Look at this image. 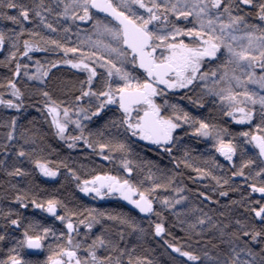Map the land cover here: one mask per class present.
Instances as JSON below:
<instances>
[{"label":"snow or ice","instance_id":"1","mask_svg":"<svg viewBox=\"0 0 264 264\" xmlns=\"http://www.w3.org/2000/svg\"><path fill=\"white\" fill-rule=\"evenodd\" d=\"M0 22L6 25L0 28V67L6 73L0 76V106L17 113L0 118V197L10 201L0 207V242L11 244L0 264H157L150 258L153 249L143 246L149 237L186 258L183 264H264V203L251 199L260 193L264 200V0H0ZM40 52L60 58H34ZM58 66L85 77L61 81L64 100L53 86ZM175 90H184L183 99L194 108H208L209 115L219 108L231 121L255 130L233 134L193 115L165 99ZM33 97L39 98L38 111L52 134L68 149L83 146L108 163L119 157L117 171L124 175L97 171L82 180L69 158L49 160L44 137L19 123L26 103L34 106ZM98 121L103 122L89 127ZM70 126L77 134L69 133ZM185 126L192 136L211 140L230 167L215 157L197 166L190 150L173 157L181 139L176 132ZM133 138L167 154L176 171L166 174L152 161L130 159ZM244 145H252L251 154ZM181 165L196 173L190 179L215 182L211 193H194L201 202L219 205L213 194L227 198L238 192L241 186L233 188V178H243L250 192L219 205L220 211L188 206ZM61 168L81 193L118 195L132 211L78 209L54 195L45 197L34 173L54 178ZM216 169L225 174L216 175ZM29 207L54 217L65 230L57 235L25 216ZM234 207L244 212L236 215ZM165 212L183 236L173 235ZM49 237L56 243H48ZM42 250L49 253L44 259L26 258Z\"/></svg>","mask_w":264,"mask_h":264},{"label":"trees","instance_id":"2","mask_svg":"<svg viewBox=\"0 0 264 264\" xmlns=\"http://www.w3.org/2000/svg\"><path fill=\"white\" fill-rule=\"evenodd\" d=\"M102 15V14H101ZM4 22H0V28L5 27ZM10 26V25H7ZM80 27L82 29L90 28L89 25L81 24ZM76 28L72 27V41L75 42L77 39L76 35ZM45 35L49 33L44 31ZM48 56L50 59H57L60 58L58 54H46L43 52L35 53L34 58L44 59L45 56ZM2 58V57H0ZM23 60V58H21ZM142 71L136 73V75H140ZM5 70L3 67H0V76L5 75ZM84 75H77L75 70H71L68 66H58L57 69L54 70V74L52 77L53 86L57 89L56 96L64 100L67 97L63 94L60 90L61 81H75L78 79H84ZM78 87V85H77ZM3 91V89H0ZM79 94V93H77ZM187 95H194L193 92L187 93ZM185 96V92L183 91H171L165 97V99H169L172 103H179L185 107L186 110L191 111L193 115L197 116H204L208 117L211 122L223 125L227 127L229 131L233 134H238L244 131H254V125L248 124H237L234 121H231L229 117H226L221 114L219 108H214L209 115L208 108L204 109H196L194 106L189 104L187 99H183ZM162 100L158 99L157 103H161ZM32 105L29 106L28 103L25 105V109L22 113L19 114V123L23 125L25 128L30 130H38L39 134L44 137V143L42 146L46 148V154L50 153L47 158L51 161L59 162V160L64 158H69L70 165L73 166L76 170L80 178L83 179H90L92 175H95L97 171H110L112 175H124L121 171L118 173V161L119 157L116 158V162L108 163L104 162L101 157L96 156L91 153V150L85 151L83 146H78L75 149H68L66 144L56 138L53 134L51 129L49 128V124L45 120V114L38 111L41 107L39 104V98L33 97L31 101ZM86 103V102H85ZM211 107V105H210ZM113 112L116 111L115 107L112 109ZM226 111V109H225ZM12 115H17L15 110L11 109H4L3 106H0V118L10 117ZM32 121L33 123H29ZM103 121H98L96 123L90 124V128H95L98 124L102 123ZM4 132V129L0 127V134ZM185 132H188L189 135H185ZM191 130L187 129L185 126L182 130H178L176 135L180 136L181 139L176 142V146L173 149L172 156L181 158L183 156V152L185 150H190V155L193 158L197 159V166L204 167L202 161L208 157H215V159L225 166V169L229 168L230 166L225 161V159L220 156L219 153L215 152V150L210 146L212 144L211 140H207L206 138H196L190 134ZM135 140L132 143V156L130 159H144L147 161H152L155 165H157L162 171H165L166 174H172V172L176 171L174 165L170 162V158L167 154L163 153L162 151L158 150L156 146L149 145L143 141ZM236 143H243L241 137H236ZM245 148L251 154L252 145H244ZM235 161L239 163V153L235 158ZM225 169H216L215 174L223 176L225 174ZM155 171V168L153 169ZM180 172H182V182L184 186L189 189V192H185L184 195L188 196L189 198V205L194 208H203L205 211H208L209 208L217 209L218 211L224 210L219 207V205L228 204L229 200H238L240 195H243L246 192H250V189L244 187V180L243 178H233V188L236 185H240V189L238 192L230 193L227 198L219 197L218 193L213 194V198L219 200V205L216 203H209V202H201V199H198L194 193L199 191H207L211 193L212 186L214 185V181H211L208 178L203 179H190L189 177H196V173L192 169H185L183 165H181ZM247 171V170H246ZM61 174L58 177L49 178L40 175L38 172L34 173L32 177L33 181L40 186L41 189H46V192L43 195L46 197L48 195H54L58 199L64 201L69 207H76V208H95L99 210H108V211H124V212H131L132 206L129 205L123 199H114V200H103L97 201L91 198H88L83 193H81L75 186V181L70 179H65V172L66 170L61 168ZM230 175V172L228 173ZM4 179L3 174H0V180ZM207 186V188L205 187ZM168 192H160L157 195H169ZM174 195V193H172ZM251 199L253 201H260L264 203V200H261V195L259 194H252ZM10 201L3 199L0 197V207H3L5 204H8ZM233 212L236 215H240L244 212L242 208L234 207ZM133 214H136L133 212ZM211 215V213H209ZM24 215L28 217H34L35 219L39 220L45 226H51L54 230L57 231V235L59 231L65 230L63 224L59 221H56L54 217L49 216L47 213H43L39 210L32 209L29 207L27 210H24ZM139 218V216L137 217ZM165 218L167 220V224L171 226V231L173 232L174 236L181 237L183 236V232L180 229V226L176 223L175 218L172 216L170 212H165ZM147 224V220L144 221ZM4 220L0 218V232L3 231ZM99 230L98 228L96 229ZM12 236L17 238L20 237V232L18 230L9 229ZM82 230V234L83 235ZM168 239V237H165ZM48 243L55 244L56 241L54 238L49 237ZM11 244L8 241L0 242V259L5 258V250L6 248L10 247ZM144 247H150L153 251L150 254V258L157 261V264H183L186 258L180 257L178 254L173 253L171 249H168L165 245H163V241L159 240L158 238H151L149 237L147 241L143 245ZM24 252L30 253L31 250L25 249ZM47 250L40 251L39 255H29L26 258L31 259H44L48 255Z\"/></svg>","mask_w":264,"mask_h":264},{"label":"rangeland","instance_id":"3","mask_svg":"<svg viewBox=\"0 0 264 264\" xmlns=\"http://www.w3.org/2000/svg\"><path fill=\"white\" fill-rule=\"evenodd\" d=\"M156 54H157V55L160 54L159 50L157 51ZM141 71H142V70H141ZM178 91H183V90H175V92H178ZM170 92H171V91H170ZM73 118H75V117H73ZM69 133L72 134V135L77 134V133L74 131V126H70V127H69ZM135 139L139 140V138H135ZM143 142H145V141H143ZM145 143L148 144V142H145ZM152 146H154V145H152ZM256 194L261 195L260 193H256ZM84 195H85V194H84ZM85 196H87L88 198H91V199H93V200H97V201L122 199V198L119 197L118 195L106 196V197H103V198H93L92 195H85ZM127 203H128V202H127ZM82 230H83V227H81V234H82Z\"/></svg>","mask_w":264,"mask_h":264},{"label":"water","instance_id":"4","mask_svg":"<svg viewBox=\"0 0 264 264\" xmlns=\"http://www.w3.org/2000/svg\"><path fill=\"white\" fill-rule=\"evenodd\" d=\"M103 15V14H102ZM127 202V201H126ZM130 205V204H129Z\"/></svg>","mask_w":264,"mask_h":264}]
</instances>
